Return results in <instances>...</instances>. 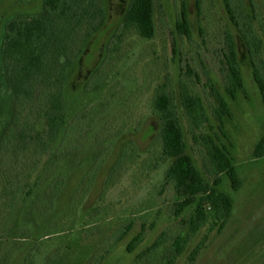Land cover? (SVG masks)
<instances>
[{
	"label": "rangeland",
	"instance_id": "374dc122",
	"mask_svg": "<svg viewBox=\"0 0 264 264\" xmlns=\"http://www.w3.org/2000/svg\"><path fill=\"white\" fill-rule=\"evenodd\" d=\"M185 1L188 36L175 28L181 0H153L154 33L144 38L133 27L122 26L130 0H84L90 11L104 10V23L77 62L66 68L62 131L45 154L36 155L38 169L49 151H59L53 180L35 187L24 207H16L15 222L29 226L33 238L19 246L11 241L17 225L6 230L0 218V264L6 255L14 257L11 264H55L56 259L62 260L58 264L264 263V155L252 154L264 134V106L252 76L253 70L264 73V0H229L240 35L223 0ZM42 11L43 0H0V45L8 18ZM231 34L245 89L235 99L223 89L222 53ZM208 81L229 103L230 115L221 120ZM161 85L172 97L187 153L196 167L207 178L201 136L208 135L232 156L241 182L234 191L222 175L219 188L232 199L225 225L210 230L208 218L175 258L173 240L188 233L185 221L193 208L174 214L177 197L164 178L169 160L160 154L159 120L151 105ZM182 89L202 99L208 121L198 129L183 115ZM4 97L0 90V99ZM6 120L0 110V134ZM10 134L1 138L0 153L9 151ZM11 154L3 160L11 172H23V160L35 157L21 151ZM16 211L13 208L7 215L12 222ZM127 223L129 230L119 238ZM139 233L140 240L127 251L126 245ZM204 235L190 262L191 250ZM24 251L30 252L29 260Z\"/></svg>",
	"mask_w": 264,
	"mask_h": 264
},
{
	"label": "trees",
	"instance_id": "16d2710c",
	"mask_svg": "<svg viewBox=\"0 0 264 264\" xmlns=\"http://www.w3.org/2000/svg\"><path fill=\"white\" fill-rule=\"evenodd\" d=\"M83 3L84 0H43L41 14L14 16L3 24L0 45V90L4 92L5 97L0 99V110L7 115V120L2 127L0 140L6 133L12 132V135H7L10 138V142L7 143L9 151L0 153V218L4 219L6 230L10 229L13 223L14 226L17 225L11 241L17 242L21 247L26 239L33 238V232L29 226L15 222L18 213L16 207H24L32 197L35 187L53 180L52 166L59 156L56 152L59 151H49L42 167L38 169L36 155L45 154L62 131L65 117L62 88L67 79L66 68L77 62L90 38L104 23L103 9L90 11L88 4ZM180 4L175 28L179 34L188 36L190 34L188 7L185 0H181ZM223 5L235 27L236 20L230 1L223 0ZM152 16L153 0H130L122 19V26L133 27L141 37L151 38L154 33ZM235 30L239 32L236 27ZM222 57L223 89L225 95L235 99L238 92H245V89L238 64L237 42L232 34L226 38ZM252 76L264 106V73L253 70ZM208 85L217 103L218 119L221 120L223 115L229 116L231 111L226 96L214 88L210 81ZM151 105L159 120L160 154L169 160L164 170V178L172 183L177 197L174 202V214L179 215L186 208H193L185 221L188 233L177 235L173 240L171 253L175 258L183 251L189 236L197 232L208 218L211 219L210 230L213 227L221 230L225 225L232 209V199L219 188L222 175L228 179L234 191L238 190L241 182L232 156L224 147L216 144L211 136H201L207 160L204 165L207 178L196 167L192 157L187 153L183 130L175 113L172 97L163 85L156 89ZM180 105L191 127L198 129L208 121L199 95L182 89ZM11 151L14 155L21 151L35 157L25 156L22 162L24 166L20 167L23 172L14 169L11 172L8 162L3 161ZM13 154L10 156H14ZM252 154L255 158L264 155V134L254 144ZM31 173H34L32 179ZM62 185L60 183L57 189L59 192L63 188ZM13 208L16 212L12 222V218L7 215ZM129 225L127 223L124 226L119 238L129 230ZM205 238L206 235L191 250L188 257L190 262L201 249ZM139 240L140 233L129 241L126 250L131 251ZM155 245L156 241L150 247L153 248ZM24 253V259L29 260L30 252ZM10 257L6 255L3 258L4 264L12 263L14 257ZM58 261L62 260L56 259L54 263L58 264Z\"/></svg>",
	"mask_w": 264,
	"mask_h": 264
}]
</instances>
